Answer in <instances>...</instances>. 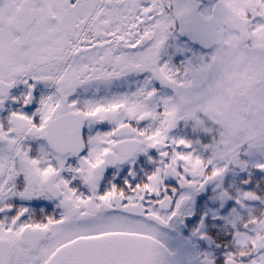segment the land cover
<instances>
[{
    "label": "snow or ice",
    "instance_id": "obj_1",
    "mask_svg": "<svg viewBox=\"0 0 264 264\" xmlns=\"http://www.w3.org/2000/svg\"><path fill=\"white\" fill-rule=\"evenodd\" d=\"M0 264H264V0H0Z\"/></svg>",
    "mask_w": 264,
    "mask_h": 264
}]
</instances>
